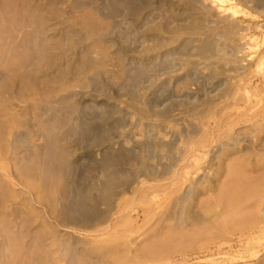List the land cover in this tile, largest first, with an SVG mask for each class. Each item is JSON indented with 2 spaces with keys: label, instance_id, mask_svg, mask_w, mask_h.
I'll return each instance as SVG.
<instances>
[{
  "label": "rangeland",
  "instance_id": "rangeland-1",
  "mask_svg": "<svg viewBox=\"0 0 264 264\" xmlns=\"http://www.w3.org/2000/svg\"><path fill=\"white\" fill-rule=\"evenodd\" d=\"M184 38L224 75L156 114L142 81ZM169 119L199 132L175 170L101 167ZM0 264H264V0H0Z\"/></svg>",
  "mask_w": 264,
  "mask_h": 264
},
{
  "label": "bare ground",
  "instance_id": "bare-ground-1",
  "mask_svg": "<svg viewBox=\"0 0 264 264\" xmlns=\"http://www.w3.org/2000/svg\"><path fill=\"white\" fill-rule=\"evenodd\" d=\"M218 1H220L222 3L226 2V0H218ZM221 7L222 6L219 5V8H221ZM192 43H193V40L191 38H184L178 44H176L174 47H172L174 50H176L179 53V57L175 61V69L173 67L172 71L168 70L169 72H166V73L162 72V73H165V75L164 74L163 75L158 74V72H153L149 76L147 75L145 77V79L142 81V84L140 83L141 88H142L140 90H142L144 92L148 91L150 95H148L146 93L148 96L147 95L144 96V94H143L144 92H142V91H140L142 93H140L139 95L144 100H146V102L149 105L148 107L150 108V110L155 111L156 114L158 112V114H161V115H167L170 113L172 115L173 112H175L178 109V105L182 106L186 99L193 98L194 101H197L198 99H201V97L202 98L207 97V95H205L204 93H202V92L200 93V91L190 89L189 87H186V86H184L183 88L178 90L176 83L178 84L179 81H181V79H183V82H184V77L189 76L188 74H190V75L194 74L191 71H195L197 73L195 75L200 76L202 79H204V78L207 79L208 74H209V73L207 74V72L205 71L207 69L211 70V73L213 74V80H216V78L221 79V76L224 75V74L217 72V70H216V64L218 62V59L210 58V57H203L201 54H199V55H197L196 58L193 59V61H192V59L190 62L188 60H186V58H188V56H190L187 53V49L189 48V46ZM211 76H209V78ZM197 78H199V77H197ZM217 81H218V79H217ZM166 86L169 87L168 88V89H170L169 92H166V90H168V89H166V90L164 89L165 91L162 90V92L166 93V95H168L167 98H170L171 101L168 103L169 100L167 99L168 101L166 103V100L164 99L165 97L163 96V93H161L162 96L164 97L163 99H164V102L166 104L163 102V104H164L163 106L161 104L160 108H154L155 105L153 106L152 102L154 101V98H157L156 92L160 90L159 88L163 89L162 87H166ZM160 92H161V90H160ZM158 94H160V93H157V96L159 97ZM212 97H209V98H212ZM160 98L161 99H159V101L160 100L162 101V97H160ZM209 98H208V100H210ZM161 101H160V103H161ZM117 112L118 111L116 110L115 113H117ZM172 120L173 119H169V120L165 121L164 125L162 126V127L171 128L170 129L171 137L169 139L159 135V133L156 134L157 131H160L159 126L158 127H157V125L153 126V124L150 123L151 124L150 125L148 123L147 126L149 125L148 126L149 134L147 136V139L145 141L143 140L144 142H141L142 140H140V142L137 144L138 141L136 142L135 140H133L137 144V145H135L133 143V141L130 140V138L129 139L126 138L125 142H122V144L119 142L118 145L114 144L113 146H111L110 143L106 144V146L104 145L105 147H103V150L106 149L104 152H106L110 149H115V150H117L116 151L117 153L116 154L114 153L115 154L114 156H112V154L108 153V154L104 155L103 158L101 157V159H102V166L101 167H103V169H104L105 167L117 165L116 164L117 161H126L127 159H129V160H127V163H128L133 158H136V159L141 158V160H139L140 163H142V165H144V167L148 170L149 174H151V175L155 174L159 170V168H161V167L164 168L165 174H168L171 171L175 170L177 165L179 164L178 162L182 159V155H183V151L181 148L179 149V147H176V149H175L173 147L176 144V142H178L179 135L183 134L186 137H194V136L196 137L199 132L195 128L191 129V127L189 125H187L186 123L181 124L180 131L173 129L169 125V123H171ZM152 131H155V132L153 133ZM236 141H237V139L234 138L233 140H231L229 142V144L232 146H236L237 145ZM151 142L154 143L153 144L154 148L158 149L161 147H166L169 151H171V153L174 151V156H172V159L170 157L171 162L167 161L169 163L168 165L163 163V157H165V156L162 154L161 151H157V150H154V152L152 153L151 150L149 149V152H151L150 156H152V158H154L156 162H148L149 158L147 159V156L149 157V155L144 153V151H145L144 149H147V147H149V144ZM223 145H219L217 150L215 151V153L221 152V150H223L222 149ZM130 157H132V158L130 159ZM164 159H166V158H164ZM167 160H169V159L167 158ZM184 166L187 167L188 165L186 164ZM162 173H163V171H162ZM110 175H111V177H113L115 174L111 173ZM201 179H203V178H200L198 181H200ZM204 179H207V178L205 177ZM196 183H198V182H196ZM194 190H195V188H194ZM197 190H198V188H197ZM81 194H80V196L83 197Z\"/></svg>",
  "mask_w": 264,
  "mask_h": 264
}]
</instances>
